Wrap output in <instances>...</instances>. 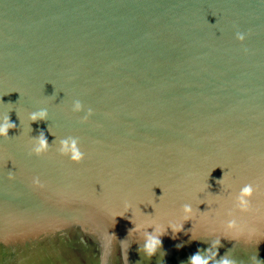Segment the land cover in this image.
Wrapping results in <instances>:
<instances>
[{"label":"water","instance_id":"water-1","mask_svg":"<svg viewBox=\"0 0 264 264\" xmlns=\"http://www.w3.org/2000/svg\"><path fill=\"white\" fill-rule=\"evenodd\" d=\"M5 124L0 264H264V0H0Z\"/></svg>","mask_w":264,"mask_h":264},{"label":"clouds","instance_id":"clouds-1","mask_svg":"<svg viewBox=\"0 0 264 264\" xmlns=\"http://www.w3.org/2000/svg\"><path fill=\"white\" fill-rule=\"evenodd\" d=\"M237 36L239 39L243 40L244 39V34L243 33H237ZM80 104L77 102L76 104V109H80ZM92 110L89 109V114H91ZM35 119V115L33 117ZM9 127H14V125L10 124H5L3 126H0V135H7ZM42 146H46V141H42ZM73 159L76 161H79L82 159V154L79 153L74 147H73ZM250 189H245V194H249ZM186 211H190V209H186ZM160 246V240L158 238L151 240L150 242L146 243L144 246V252L145 254L151 258L152 256L156 255L157 249ZM98 264H103V254H101V258L98 262ZM191 264H207V261L202 260V258L199 255H195L191 258ZM220 264H235L234 261H229V260H222Z\"/></svg>","mask_w":264,"mask_h":264}]
</instances>
